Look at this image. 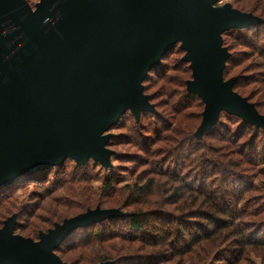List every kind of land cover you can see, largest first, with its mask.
<instances>
[{"label":"water","instance_id":"water-1","mask_svg":"<svg viewBox=\"0 0 264 264\" xmlns=\"http://www.w3.org/2000/svg\"><path fill=\"white\" fill-rule=\"evenodd\" d=\"M220 0H0V189L66 159L111 166L105 134L128 111L154 113L143 80L179 43L189 93L204 109L197 138L221 111L264 130V116L223 79L221 35L263 23ZM120 216L88 209L38 234L0 228V264H67L54 250L73 231ZM98 264H112L101 262Z\"/></svg>","mask_w":264,"mask_h":264},{"label":"rangeland","instance_id":"rangeland-1","mask_svg":"<svg viewBox=\"0 0 264 264\" xmlns=\"http://www.w3.org/2000/svg\"><path fill=\"white\" fill-rule=\"evenodd\" d=\"M26 1L34 7L39 0ZM226 3L241 12L260 17L264 25V0H220L216 6ZM252 31L238 42L232 39L243 36L246 30L230 29L221 38L222 47L227 49L231 57L228 73L223 79L235 78V81L240 82L243 88L233 90L255 105L257 101L261 103V92L259 85L251 81L253 78L263 80L264 68L260 67L261 58L254 47L260 49L264 46V26ZM183 55L178 43L160 61L156 70L148 72L142 82L143 93L149 96L154 113L142 112L139 121H135L128 111L116 125L106 131L105 134L111 135L107 148L113 152L109 168L89 159V179L77 176L74 181L68 180L75 173L76 167L85 164L81 166L66 159L62 168L66 172L67 181L61 180L55 189L49 190V183L53 182L56 166L47 176L46 184V178L38 183L29 179L0 189V228L4 220L15 215L14 234L37 241L40 232H46L64 219L88 209H112L119 211L120 216L99 222L104 225L96 223L76 229L72 232L75 233L74 238L67 241L69 236L61 243L62 246L60 244L57 247L59 251L56 248L54 253L67 264H98L107 261L114 264L116 259H125L127 256H146L150 258L151 264H264V133L256 132L254 128L257 127L241 118L221 111L217 122L201 138H197L195 132L202 120L204 104L197 95H186L189 92L185 82L191 80V70L188 63H183ZM256 110L264 116V108ZM244 123L254 128L249 130ZM236 133L238 136L233 138L232 135ZM191 146L195 152H192ZM174 157H178V161L184 165L182 175L188 181L199 172L202 174L212 170V167L203 164L205 161L208 164L213 160L217 163L231 161V167L228 166L226 170H230L236 178L239 177L236 181L239 184L235 185L232 192L237 198H242L239 206L245 205L247 211L256 212L255 216L241 218L242 224L248 228L247 234L253 235V244L242 249L237 248L233 242L216 246L205 244L200 246L199 251L198 248L197 251L192 249L195 252L180 256H173L171 248L165 244L148 246L144 241L131 242L120 238L104 237L102 242L91 239L89 244H83L87 240L84 236H88L83 229L93 226L94 231L100 227L106 228L102 230L104 234L110 227L114 232L123 234L127 231L126 219L134 212L157 211L177 216L181 212L195 209L197 205L194 208L189 205L181 207L183 199L174 202V198L168 199L169 192L158 193L150 191V188L144 193L135 190L152 178L155 179V185H160V189L174 185L166 177L155 176L156 168H153L156 164L157 169L170 166ZM108 178L111 181L107 185ZM211 179H220V174ZM198 180L195 177L196 186ZM227 185L231 186L230 183ZM192 195L197 194L194 192ZM165 225L170 229L175 228L173 223L166 222ZM176 245L178 249L181 248Z\"/></svg>","mask_w":264,"mask_h":264},{"label":"trees","instance_id":"trees-1","mask_svg":"<svg viewBox=\"0 0 264 264\" xmlns=\"http://www.w3.org/2000/svg\"><path fill=\"white\" fill-rule=\"evenodd\" d=\"M262 26L264 25L260 24V25H255L254 27L251 26L249 28H246L244 30H246L247 33L243 34V36H238L233 38L232 41L234 42H238V40L242 41L243 40L242 38H246L248 33L253 32L252 31L253 29H259ZM258 39L260 40V35ZM263 44H264V40H263ZM171 50H169L168 52H170ZM254 51H256L258 56L261 58L260 67L264 68V46L260 49L254 47ZM166 54L162 57V59L166 56ZM230 58L231 57L229 56L226 60L223 76L224 75L226 76V74L228 73ZM183 63L187 64L186 62ZM158 67L151 69L150 72L156 70ZM145 79L143 81H145ZM251 82H256L259 85L260 88L259 91L261 92V103L257 101L255 103V106L257 109L264 108V78L263 80H259V79L255 80V78H253ZM233 88L241 89L243 88V85L240 82H237L236 80L234 82ZM186 95L189 97L196 96L190 93H186ZM244 124L247 126L249 130H252V128H254L251 125H248L246 123ZM254 129L257 130L256 132L260 131L261 133H264V130L258 128H254ZM237 133L232 135L233 138H236L238 136ZM256 140L257 137L254 138V141ZM251 142H253V140H251ZM251 144L252 143H250V145ZM189 145L190 144H188V146ZM188 146L187 149L189 148ZM191 148H192L191 149L192 152H195L194 151L195 149L192 146ZM213 161L216 164H214ZM213 161L210 162L209 164L207 163V161L203 163L204 165L207 164L209 168L212 167V170L210 171L207 170L206 172L204 171L202 174H200L199 172L197 175H195L196 179L197 180L199 179L198 180L199 182H197L198 184L197 186L195 185L196 183L194 182L195 177L193 176L190 177L188 181L185 175H182V171L184 170V165L178 161V157H174V159L171 161L170 166L166 165V167H160L157 169L156 167L157 164H156L153 167L156 168V170H154L155 176L158 175L160 177H166L168 182L174 185L165 189H160V185L158 183L155 185L154 184L155 179L152 178V179H148L140 188L135 189L143 193L146 191V189L149 188L150 191H154L158 193L169 192L170 195L168 196V199L174 198L173 202L176 199H183L184 203L181 207H185L189 205L191 208H194L197 205L195 209L192 210L189 209L187 212H181L177 216L166 215L164 213H158L157 211L134 212L127 217L126 219L127 231L124 232L123 234L118 231L114 232L112 227H110V229H107L108 231L106 235L102 231L103 229L106 228L100 227L97 231H94L95 227L93 226V227H89V229L87 228L83 229L84 234L88 235V236H84V239L87 240L86 242H83V244H89L91 239H93L95 242L96 241L102 242L103 241L102 238L104 237L120 238L131 242L134 240L137 242L144 241L148 243L147 244L148 246H156L158 244L167 245L168 247L171 248L172 250L171 253L173 254V256H180L187 254L189 252L193 253L197 250L199 251L200 246L205 244L208 246L210 244L216 246L221 243L233 242L237 248H241V249L244 248L246 245L253 244L252 241L253 235L247 234L248 228L246 227V225L242 224L241 218L243 216L245 217L255 216L256 212L253 213V211H247L245 205L243 207L239 206L242 198L240 197L237 198L236 194L232 192L235 190L234 188L235 185L239 184L236 183L239 177L236 178L235 174H233L230 170H226L228 169V166L231 167V161L230 162L223 161V163L222 162L217 163L216 160ZM64 162L66 163V161ZM64 162L60 167H57V170L54 173L53 182L49 183L50 184L49 190L55 189L58 186V184L61 182V180L67 181L66 172L63 171L62 168L64 166ZM90 165L91 164L87 162L83 167H76L77 169H75V173L72 176L68 177V180L74 181L75 179H77V176H79L80 178L88 177L87 179H89L91 172ZM53 168L54 167L23 177L19 179L17 182H15V184H17L20 181H27L29 179L35 180V182L38 183L44 180L45 178L46 180L44 184H46V182L48 181L47 176L49 175L50 171ZM217 174H220V179L210 180V177H213ZM230 178L233 179L230 180ZM107 181L108 182L106 183L108 185L110 184L109 181H111V179L108 178ZM207 181L210 183H208ZM166 183L167 182H165L164 184ZM228 183H230L231 186L230 185L228 186L227 185ZM176 184L177 186L174 187ZM241 186L244 187L243 185ZM227 190H229V192ZM194 192L197 195L195 196L192 195ZM185 194H187L186 197H184ZM162 218L165 219V221L163 220L161 221ZM166 222H169V224L173 223L175 225V228L174 229L167 228L165 225ZM99 224L104 225V223L102 224L98 223V225ZM117 226L118 224L115 227ZM74 235L75 233H72L69 239H67V241L74 238ZM137 236L138 238H136ZM74 243L77 245L76 242ZM74 243L72 245H74ZM176 244L180 245L181 248L178 249ZM59 249L60 248H57L58 251ZM192 249L193 250L195 249V251H192ZM240 255H241V251H240ZM149 260L150 258L147 259L146 256H131V257L127 256L125 259L123 258L116 259L114 264H151Z\"/></svg>","mask_w":264,"mask_h":264}]
</instances>
